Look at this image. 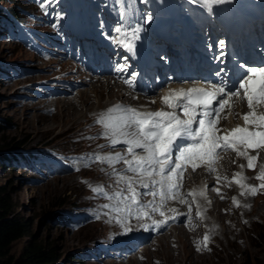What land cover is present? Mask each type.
Returning <instances> with one entry per match:
<instances>
[{
	"label": "rangeland",
	"instance_id": "374dc122",
	"mask_svg": "<svg viewBox=\"0 0 264 264\" xmlns=\"http://www.w3.org/2000/svg\"><path fill=\"white\" fill-rule=\"evenodd\" d=\"M55 5L56 2L49 4L48 0H0V182L10 184L7 188L15 200V207L29 219L31 227L29 237L10 245V256L17 258L27 241L40 240L59 250L61 258L55 264H264V190L255 196L246 194L236 198L241 204L237 207L230 192L235 190L233 185L239 186L235 180L242 178L236 176L241 165L234 161L226 164L230 182L223 189L224 198L214 195L218 198L217 204L205 194V202L214 203L217 208L211 210L210 217L219 215L222 219L221 223L215 221L218 230L211 233V246L207 243L205 247L202 240L205 223L199 222L197 227L203 229L200 232H196L197 227L193 226L199 217L196 203L200 196L197 193L196 202L193 201L194 219L187 224H178L189 230V234L185 236V232H179L178 235L173 231L177 225H173L144 241L149 243L157 239L158 243L159 233L166 234L163 236L166 240H161L157 247L132 257L129 249L123 250V246L129 244L119 243L124 239L118 237L123 234V215L118 216L103 208V204L112 202L92 191L97 185L105 186L110 194L118 190L116 177L109 175L112 167L95 163L85 168L74 163L80 157L102 151L107 152L105 155L125 153L124 145L117 144L114 148L110 145L102 135L105 131L103 124L98 122L108 109L114 107L110 103L119 98L118 91L109 98L108 91L102 89L101 101H97L94 91L89 93L87 90L92 88L89 81L95 83L89 75L69 60H58L48 51L50 40L59 33L53 22L54 16H50V9ZM12 6L26 22L27 29L36 34L20 35L16 32V35L4 30L7 24L11 26V18L5 11ZM58 79L63 86L76 79L83 82L79 89L87 92L82 93L81 99L75 103L77 107H72L69 101L54 100L57 98L53 94L44 95L48 91L41 85L58 89ZM76 92L74 90L68 97ZM58 94L62 96L60 99L67 97ZM38 98L44 101L40 102ZM43 98H48L47 102ZM102 102L110 103L101 107ZM104 107L105 111H101ZM4 139L8 145L3 146ZM18 140L19 145H10ZM10 153L15 155L3 157ZM259 157L256 170L247 169L246 163V170L240 172L242 177L250 180L248 185L261 183L255 177L260 166L264 165V151ZM55 163L59 167L53 166ZM119 167L120 171L125 168L121 164ZM241 192L242 189H238V193ZM229 202L236 210L231 206L227 209ZM143 233L147 231L139 234L143 236ZM115 237L119 239L112 240ZM134 243L139 246L138 242ZM117 244L116 254L107 255Z\"/></svg>",
	"mask_w": 264,
	"mask_h": 264
},
{
	"label": "snow or ice",
	"instance_id": "6c2138e0",
	"mask_svg": "<svg viewBox=\"0 0 264 264\" xmlns=\"http://www.w3.org/2000/svg\"><path fill=\"white\" fill-rule=\"evenodd\" d=\"M53 2L55 0H49V4ZM121 2L122 0H116L117 4ZM188 2L201 5L209 16H213L216 11L214 6L231 3V0ZM124 15L125 13L121 12L122 20ZM151 20V13H148L144 23ZM140 30L142 29L133 30L132 40L139 39ZM113 32L115 34L123 32V36L111 37L117 47H124L130 53L135 51V44L129 41L123 24L114 27ZM216 46L220 49L226 47L225 40H218ZM208 48L211 50L212 45L209 44ZM216 59L219 60V57ZM123 68V65H117L115 70L122 71ZM222 74L227 75L225 69L214 73L216 76ZM233 75L235 87L231 88L228 87L227 80H222L220 84L194 82L193 86L186 89H169L161 97L169 111L164 109L142 111L130 106L115 105L101 116L98 122L103 124L105 129L102 135L109 140L113 148L117 144L124 145L125 153L94 154L80 157L74 163H80L85 168L95 163L112 167L109 175L116 177L118 190L110 194L105 186L97 185L92 191L112 202L103 204V208L118 216L123 215L121 223H124L126 232L131 231L125 222L128 217L134 216L137 220L150 219L154 213L166 217L164 208L169 200L187 204L186 215L190 217L193 204L189 202L187 196H191L195 201L197 193L193 189L185 196L181 193V188L188 166L191 164L193 171L201 166L196 161H206L208 170L215 172L214 165L222 159L221 153L231 150L236 152L238 157L247 160L248 169L256 170L257 165L253 161H257L260 151L264 150V113L256 112V108L264 104V64L252 66L241 62L237 64V71ZM125 83L129 87L135 86L134 81L126 80ZM240 101H246L249 109L246 114L240 116L244 125L230 129L219 127L220 120L222 118L226 120L231 116L232 109ZM151 102L155 103V100ZM251 152L256 154L252 155ZM119 163L125 165L122 171L115 168ZM240 167L243 169L245 166ZM236 176H241V173H237ZM255 178L261 181L259 185H248L247 177H242L244 182L235 180L242 189L241 195L255 196L260 190H264V165L260 166L259 174ZM217 179L219 181V176ZM215 191L219 193L220 189L217 188ZM198 195L205 196V190H200ZM144 197L152 199L144 200ZM223 198L222 196L221 199ZM233 202L237 207H241L236 198H233ZM196 208L197 215L203 219L199 203H196ZM168 211L176 213L177 210L171 208ZM168 219L174 220L176 216L167 217L163 221L153 220L152 223L160 226L166 224ZM209 240L210 237L206 235L203 241L205 247Z\"/></svg>",
	"mask_w": 264,
	"mask_h": 264
},
{
	"label": "bare ground",
	"instance_id": "6f19581e",
	"mask_svg": "<svg viewBox=\"0 0 264 264\" xmlns=\"http://www.w3.org/2000/svg\"><path fill=\"white\" fill-rule=\"evenodd\" d=\"M60 54V53H59ZM61 55V54H60ZM62 56H66V54L65 53H63L62 54ZM68 58H70V57H68ZM66 64V63H65ZM68 66V65H67ZM108 72V71H107ZM103 74H99L97 77H90L91 78V80H93L95 83H92L91 81H89V84L88 85H90L92 88H90V89H87V90H90L89 91V93H93L92 91H94V93H95V97H96V99H97V101H101L100 99L102 98V96H103V94H102V89H104V90H107L108 92L106 93V95H108V97L110 98L111 97V95H113V96H115L116 95V93H117V91H118V95L119 96H121V97H123V96H126V94H125V92L124 91H122V90H118L119 88H118V86L117 85H110L109 84V81H108V79H107V76L106 75H108V74H106L105 75V73H106V71H103L102 72ZM75 82H77V83H81V84H76L75 83V85H74V87L72 88V89H70V90H67V91H59V92H45L44 93V95L47 97L48 95H52L53 94V97H56L57 99H54V100H62V101H65V103H67L68 101H69V104H71V106L72 107H77V105H75V103L76 102H78V100H80L81 99V95H82V93H84L85 91L87 92V90H82V89H79V88H82L81 86L83 85V82L81 81V80H77V81H75ZM87 83V82H86ZM74 90H77V92H76V94L75 95H73V96H70V97H68V95L69 94H72V92L74 91ZM40 91H42V90H40ZM79 92V93H78ZM116 92V93H115ZM58 93H60V94H66L67 95V97L65 96L63 99H60V98H62V96H60ZM86 94V93H85ZM87 95V94H86ZM41 96V95H40ZM52 97V96H51ZM52 97V98H53ZM80 97V98H79ZM92 98V97H91ZM39 99V101L40 102H43L44 100H42V99H40V98H38ZM43 99H45L46 100V102H47V100H48V98H43ZM66 99V100H65ZM74 99V100H73ZM106 99V98H105ZM59 101V102H60ZM52 102V101H51ZM58 102V103H59ZM111 102V101H110ZM110 102H107V103H104V102H102L101 103V107H103L105 104L106 105H108ZM156 102V101H155ZM56 103V102H55ZM61 103V102H60ZM112 103V102H111ZM110 103V104H111ZM64 107V106H63ZM109 108V107H108ZM74 109V108H73ZM99 109V107L96 109V111ZM104 109H106V107H104V108H102V110L101 111H105ZM101 111H99V113L101 112ZM46 113H48V112H46ZM72 119V118H71ZM37 120V119H36ZM96 122V121H95ZM42 123V122H41ZM44 129H46V128H44ZM115 146H117V145H115ZM118 149V148H117ZM139 151V150H138ZM107 152L105 151H102V152H100L99 154H102V155H105ZM116 153V152H115ZM260 161V160H259ZM258 161V162H259ZM243 163V164H242ZM235 164H240V165H244L245 167L243 168V169H241V167H240V172H242L243 173V170H246L245 168H246V160H243V161H237V162H235ZM119 165H120V163L119 164H116L115 165V168L117 169V170H119L120 171V167H119ZM239 168V167H238ZM110 169V168H109ZM110 172H112V171H110ZM239 172V173H240ZM199 173V172H198ZM200 174V176H203L204 178H205V182L208 184V189H207V191H206V193H207V198H211V199H213L214 200V202H216L217 204H218V198L216 199V197L215 196H218V195H221V197H222V195L224 194H218V193H216V191H215V189H216V187H217V182H216V180L210 175V176H208V177H206L203 173H199ZM219 175H221L220 174V172L218 173ZM228 177V176H227ZM241 178H242V176H240ZM245 177V176H244ZM240 178V179H241ZM242 180V179H241ZM225 181L226 180H224L223 181V183H225ZM243 181V180H242ZM250 180L249 179H247V181H246V183L247 182H249ZM194 184V187H193V185H192V187H191V189L193 190V189H195V190H197V192H198V190L199 189H197V188H199V184L196 182V181H194L193 182ZM248 184V183H247ZM234 186V188H235V190H232L231 192H230V194H232L235 198H239V197H242V195H241V193H238V189H241V187H239L238 185V187L239 188H237V186L236 185H233ZM215 188V189H214ZM228 188V187H227ZM225 190V189H224ZM229 193V192H228ZM227 194V193H226ZM215 195V196H214ZM244 196V195H243ZM197 197H198V195H197ZM215 197V198H214ZM221 197H219V198H221ZM226 197H227V195H226ZM202 199V200H201ZM216 199V200H215ZM241 199V198H240ZM198 202L200 203V205H201V209H202V214H203V216H204V218L203 219H201L200 217H197V223L195 224V225H193L194 227H197V226H199V222H202V223H205L204 225H205V227L206 228H204L205 229V232L202 234V233H200V234H202V240L204 241V237L207 235V236H209V237H211V233L212 232H215L216 230H218L217 229V224H216V222L215 221H218V223H221V221L220 220H222L221 218H220V216L218 215V216H216L215 218H213V216H211L210 217V213H211V210L215 207L214 206V203L212 204H209V203H207V202H205V196H200V197H198ZM213 200H211L210 202H213ZM218 201V202H217ZM190 202H191V198H190ZM196 202V201H195ZM197 202V203H198ZM223 202V201H222ZM169 203H172V202H169ZM222 203H220L219 205H221ZM226 204V203H225ZM218 205V206H219ZM227 206V209H228V207L229 206H231L232 207V209H235L234 207H233V205H232V203H230L229 202V205H228V203L226 204ZM216 208V207H215ZM221 208V206L219 207V209ZM200 209V210H201ZM217 209V208H216ZM236 210V209H235ZM215 213V212H214ZM216 213H217V211H216ZM195 214V213H194ZM241 218V217H240ZM122 219V218H121ZM194 219V218H193ZM215 219V220H214ZM117 220V219H116ZM127 220V224H128V226L131 228V231H125V229H124V226H123V228H122V231H121V233H123L121 236H118V237H120V238H124V239H120V244L121 245H123V243H129L127 246H123V250L125 249H129V252H131L130 254H132L130 257H132V256H134V255H138V254H141V253H143L144 251H146V249H151V247H157L158 246V243L160 242L161 243V240H163L164 238H166V237H163V236H165V235H160V233H159V235L157 236V237H159L160 238V241L157 243V239H155L154 241H152V242H149V243H144V241L145 240H147L148 238H149V235L148 234H145V233H143V236H141V234H139V233H141V232H143V231H145V230H148V229H151V223L149 222V220H147V219H143V220H137L134 216H132V217H129V219H126ZM125 220V221H126ZM214 220V221H213ZM196 221V220H195ZM129 222V223H128ZM145 225L147 226V227H145ZM190 225V224H189ZM202 226V225H201ZM119 227V226H118ZM191 228V227H190ZM193 228V227H192ZM172 229V228H171ZM164 230V229H163ZM176 231V233H178V235H179V232L180 233H182L183 232V234H184V232H185V236L187 235V234H189V230H185L184 229V227H181V226H179V225H177V226H174L173 227V231ZM191 230H193V229H191ZM197 230L200 232V231H203V229L201 228V227H197L196 228V232H197ZM194 231V232H195ZM160 232V231H159ZM165 232V231H164ZM225 232V231H224ZM172 232H170V234H171ZM157 234V233H156ZM167 234H169V233H167ZM150 235H153L152 233L150 234ZM183 236V235H182ZM118 237H115V238H113L112 240H115L116 238H118ZM153 237H155V236H153ZM156 237V238H157ZM162 237V238H161ZM158 238V239H159ZM171 238V237H170ZM176 238V237H175ZM119 239V238H118ZM212 239V238H211ZM164 240H166V239H164ZM163 240V241H164ZM171 240L169 239L168 240V242H170ZM134 242H138L139 243V246L138 247H136V246H134ZM159 243V244H160ZM208 243H209V241H208ZM210 245L209 246H211V242L209 243ZM111 245V244H110ZM150 246V247H149ZM117 247H119L118 246V244L117 245H115L114 246V248L113 249H111L110 250V253H108L107 255H110V254H116V250H115V248H117ZM112 248V247H111ZM178 253V252H177ZM129 254V255H130ZM177 255V254H176ZM179 256V255H178ZM181 256V255H180Z\"/></svg>",
	"mask_w": 264,
	"mask_h": 264
},
{
	"label": "trees",
	"instance_id": "16d2710c",
	"mask_svg": "<svg viewBox=\"0 0 264 264\" xmlns=\"http://www.w3.org/2000/svg\"><path fill=\"white\" fill-rule=\"evenodd\" d=\"M7 10L21 18L13 6ZM3 142V146L8 145L5 139ZM19 143L18 140L10 143V145L15 146ZM19 154L24 155L22 152ZM13 155L15 154L10 153L9 155L5 154L3 157ZM8 186H10L9 183L0 182V264H55L61 258L59 250L40 240H37V242L27 241L17 258L14 259L10 256V245L20 238L29 237L31 227L29 219L15 207V200L8 191Z\"/></svg>",
	"mask_w": 264,
	"mask_h": 264
}]
</instances>
